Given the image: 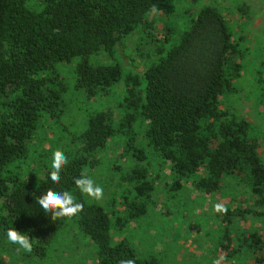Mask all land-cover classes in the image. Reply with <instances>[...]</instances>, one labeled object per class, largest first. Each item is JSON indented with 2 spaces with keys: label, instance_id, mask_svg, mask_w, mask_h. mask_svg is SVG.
Segmentation results:
<instances>
[{
  "label": "trees",
  "instance_id": "obj_1",
  "mask_svg": "<svg viewBox=\"0 0 264 264\" xmlns=\"http://www.w3.org/2000/svg\"><path fill=\"white\" fill-rule=\"evenodd\" d=\"M158 6L169 17L173 13L174 7L162 0H0V246L10 243L6 233L15 228L29 236L33 255L47 257L69 219L52 220L37 203L51 189L68 191L83 204L77 224L96 243L97 264H118L121 259L160 264L127 237L117 241L114 235L144 216L156 177L146 168L117 163L114 170L125 188L119 202L112 198L110 210L87 201L75 184L81 175L92 178L117 136L122 138L119 159L127 162L147 158L138 141L143 137L167 164L173 188L192 183L196 190L213 194L232 178L238 186L250 187L256 198L252 205L264 207V131L221 107L224 97L237 91L245 69V36L236 37L231 19L215 3L197 11L185 8L191 18L180 34L178 21L171 19L161 30L150 18ZM138 28L159 56L141 75L113 58L117 44ZM93 55L96 63L90 61ZM76 57L74 89L87 101L117 84L124 90L115 96L114 107L93 109L80 129H69L63 117L70 85L60 65ZM46 124H54L59 136L69 139L64 150L69 163L59 184L49 177L52 157L37 165L43 155L32 151ZM241 206L224 214L226 228L217 231L221 236L212 249L230 264H241V258L264 264V233L240 236L229 226L230 214L250 210L248 203Z\"/></svg>",
  "mask_w": 264,
  "mask_h": 264
},
{
  "label": "rangeland",
  "instance_id": "obj_2",
  "mask_svg": "<svg viewBox=\"0 0 264 264\" xmlns=\"http://www.w3.org/2000/svg\"><path fill=\"white\" fill-rule=\"evenodd\" d=\"M162 1L173 6L174 10L170 17L161 6L152 10L150 18L161 30L171 19L175 23L178 21L177 32L180 34L184 30L183 23H189L191 18L186 15L185 8L191 7L197 11L203 4L215 3L231 19L236 37L245 36L247 41L245 44L249 48L245 58V69L237 80V91L234 94H227L221 107L232 116L244 117L258 124L260 130L264 131V0H200V4H195L194 0ZM241 6L245 9H241ZM154 48V43L149 42L138 28L117 44V57L113 58L120 61L125 70L141 75L148 67L159 61ZM79 61L80 58L76 57L60 65L64 79L70 85L64 96L66 113L63 117L69 129H80L83 126V119L94 111L93 109L114 107L115 96L121 95L124 90L122 84H117L111 88V92L95 98L92 102L87 101L74 89L75 67ZM90 61L96 63L97 58L93 55ZM108 61L113 62L111 59ZM58 132L59 128L54 124L45 125L40 142L32 149L34 155H43L40 161H37V165L49 163L48 156L51 158L56 150L64 152L68 147L69 139L59 136ZM121 140L122 138L117 136L111 141L103 154L101 165L95 173L91 172V179L104 189L103 199L95 200L84 194L85 199L89 202H98L107 210L114 207L113 197L116 196L118 202L121 200L125 185L122 180L123 183L120 182V175L114 170L117 163L122 167L146 168L152 177H156V183L144 216L138 222L129 224L121 233H114L117 241L127 237L129 243L138 251L146 255H155L160 264H216L217 261L219 264H230L223 259L218 250L212 249L216 247L221 236L217 231L221 229L224 231L226 228V223L223 224L222 221L224 214L220 217L214 210L216 204H223L231 211L238 208L236 206L242 204L244 207L248 203L250 210L230 214L231 230L240 232V236L253 231L264 233V207L252 205L256 198L251 194L249 186H238L237 181L230 178L222 190L213 194L196 190L192 183L184 184L179 189L173 188L167 164L153 154L152 147L143 140V137L138 138V141L147 158L137 162H127L126 158L119 159L122 152ZM262 145L260 153L264 158V135ZM129 189L131 188L126 189L127 193L131 194L128 192ZM242 197L247 199L245 203H241ZM119 210L122 211L123 206ZM119 214L123 215L120 212ZM77 217L78 215H74L68 219L56 235L46 258L40 259L24 250L17 251L18 245L4 242L0 246V264H97L98 247L90 236L79 230ZM248 262L249 260L241 258V264Z\"/></svg>",
  "mask_w": 264,
  "mask_h": 264
},
{
  "label": "clouds",
  "instance_id": "obj_3",
  "mask_svg": "<svg viewBox=\"0 0 264 264\" xmlns=\"http://www.w3.org/2000/svg\"><path fill=\"white\" fill-rule=\"evenodd\" d=\"M69 163L64 152L56 150L53 153L51 171L49 173L50 180L54 184H59L61 180V173L65 170V166ZM75 184L81 193L88 197L101 200L104 197V189L98 186L95 181L85 175L75 179ZM37 203L45 214L51 213V219L71 218L83 211V204L77 202L74 197L68 192H57L49 189L44 195L37 199ZM214 210L217 213L226 214L228 209L223 204H216ZM7 240L18 245L17 251L24 250L26 252L32 251V243L29 236L22 234L15 228H9L6 233ZM118 264H135L133 259H121ZM216 264H219L217 261Z\"/></svg>",
  "mask_w": 264,
  "mask_h": 264
}]
</instances>
